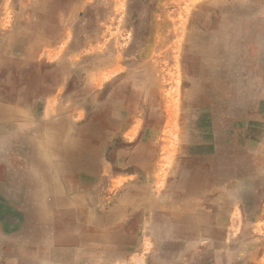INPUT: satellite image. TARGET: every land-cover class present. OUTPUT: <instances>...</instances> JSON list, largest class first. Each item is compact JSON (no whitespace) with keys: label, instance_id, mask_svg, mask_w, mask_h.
<instances>
[{"label":"rangeland","instance_id":"rangeland-1","mask_svg":"<svg viewBox=\"0 0 264 264\" xmlns=\"http://www.w3.org/2000/svg\"><path fill=\"white\" fill-rule=\"evenodd\" d=\"M254 1L0 0V264H18L17 246L67 209L127 207L128 192L146 194L137 224L153 261L229 259L211 225L227 224L216 209L230 203L247 208V226L228 229L251 238L228 248H255L264 150H233L239 121L201 110L209 80L195 60L214 27L247 39L248 23L217 19L248 16Z\"/></svg>","mask_w":264,"mask_h":264},{"label":"crops","instance_id":"crops-1","mask_svg":"<svg viewBox=\"0 0 264 264\" xmlns=\"http://www.w3.org/2000/svg\"><path fill=\"white\" fill-rule=\"evenodd\" d=\"M246 10L250 12L248 16L217 19V23L221 20H227L232 25L237 22L255 23V29L248 24L244 27L247 39H239L231 28L214 27L209 30L205 61L201 56L195 60L200 64V71L208 74L209 80L208 91L199 101L203 104L201 110H208L212 114L209 119L239 121V124L233 125L231 142L240 147L235 145L233 150L257 154L264 150V0L247 3ZM254 30L256 34L251 37ZM254 160L255 172L264 168L258 155ZM137 196L145 198L146 194L128 192L122 197L134 199L133 204H127V207L114 204L104 213L91 206L79 210L67 209L69 220L60 221L56 218L51 228L43 231L42 238L19 244L12 258L18 264H249V259L250 264H257L258 257L263 255V236L259 233L264 232V227L258 225L260 218L264 219L263 202L255 212L253 227L256 234H252V238L256 246L251 251L241 246L236 250L228 248V241L238 240L242 242L241 245H245L243 242L251 238L247 232L245 234L241 231L238 235L228 229L234 226L242 230L247 226L244 225L247 208L232 207L230 203L227 208L216 209L218 215L230 216L227 224L224 227L220 223L211 225L214 231L223 228V252L225 256L229 253V259L208 256L205 262H200V259L176 260L172 263L153 261V250L147 247L146 229L143 224H137L142 221L141 216H146L143 213L147 211L146 203H143V207L138 204L140 207L137 209ZM215 199L232 200L236 199V195L221 194ZM260 200H264V195ZM37 213L51 217L59 215L58 211L53 213L50 208H42Z\"/></svg>","mask_w":264,"mask_h":264},{"label":"bare ground","instance_id":"bare-ground-1","mask_svg":"<svg viewBox=\"0 0 264 264\" xmlns=\"http://www.w3.org/2000/svg\"><path fill=\"white\" fill-rule=\"evenodd\" d=\"M36 79V78H35ZM18 81V80H17ZM21 82H24V81H21ZM26 83V82H25ZM98 85V84H97ZM23 87V86H22ZM48 97V96H47ZM23 100V99H22ZM1 103V102H0ZM2 108L0 107V114H2ZM14 111V110H13ZM7 113V112H6ZM17 113V112H16ZM11 114V113H10ZM2 117V116H1ZM14 119V118H13ZM6 120H8V119H6ZM7 125V124H6ZM16 126V125H15ZM10 128V127H9ZM12 128V127H11ZM5 130V129H4ZM12 130V129H11ZM35 133V132H34ZM26 144V143H25ZM73 149V148H72ZM60 220H62V219H60ZM63 223V222H62Z\"/></svg>","mask_w":264,"mask_h":264}]
</instances>
